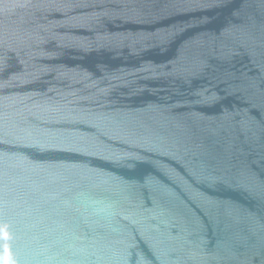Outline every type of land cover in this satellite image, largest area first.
<instances>
[{
  "label": "water",
  "instance_id": "1",
  "mask_svg": "<svg viewBox=\"0 0 264 264\" xmlns=\"http://www.w3.org/2000/svg\"><path fill=\"white\" fill-rule=\"evenodd\" d=\"M0 264H264V0H0Z\"/></svg>",
  "mask_w": 264,
  "mask_h": 264
}]
</instances>
